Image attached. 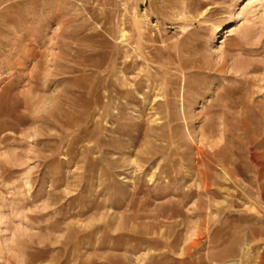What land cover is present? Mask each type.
Listing matches in <instances>:
<instances>
[{"label":"rangeland","instance_id":"rangeland-1","mask_svg":"<svg viewBox=\"0 0 264 264\" xmlns=\"http://www.w3.org/2000/svg\"><path fill=\"white\" fill-rule=\"evenodd\" d=\"M256 1L0 0V264H264Z\"/></svg>","mask_w":264,"mask_h":264},{"label":"bare ground","instance_id":"bare-ground-1","mask_svg":"<svg viewBox=\"0 0 264 264\" xmlns=\"http://www.w3.org/2000/svg\"><path fill=\"white\" fill-rule=\"evenodd\" d=\"M256 2H258L259 4L261 3V5L260 6H262V0H257ZM255 5V4H254ZM153 108V107H152ZM206 188H208V187H206ZM145 226V225H144ZM147 226V225H146ZM145 226V227H146ZM139 227H141V226H139ZM148 227V226H147ZM141 228H143V227H141ZM140 233H141V231H140ZM139 233V234H140ZM147 233V232H146ZM148 235V234H147ZM150 235H151V232H150ZM162 237H163V234H162ZM165 238V237H164ZM171 238V237H170ZM174 238V237H173ZM168 239V238H167Z\"/></svg>","mask_w":264,"mask_h":264}]
</instances>
